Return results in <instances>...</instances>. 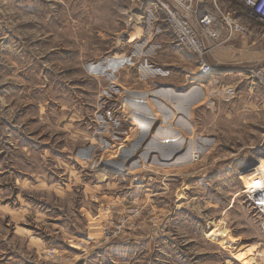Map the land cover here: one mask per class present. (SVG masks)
Here are the masks:
<instances>
[{
    "label": "rangeland",
    "instance_id": "obj_1",
    "mask_svg": "<svg viewBox=\"0 0 264 264\" xmlns=\"http://www.w3.org/2000/svg\"><path fill=\"white\" fill-rule=\"evenodd\" d=\"M224 38L203 73L146 0H0V264H264V37Z\"/></svg>",
    "mask_w": 264,
    "mask_h": 264
},
{
    "label": "built area",
    "instance_id": "obj_2",
    "mask_svg": "<svg viewBox=\"0 0 264 264\" xmlns=\"http://www.w3.org/2000/svg\"><path fill=\"white\" fill-rule=\"evenodd\" d=\"M159 10L173 32L179 45L199 60L203 73L211 70L206 62L208 43L225 37L246 34L249 26L242 21L245 16L250 22L264 24V0H146ZM234 2L240 9L232 8ZM252 75L260 82L259 71ZM259 161V159L257 160ZM244 180L243 194L251 206L264 216V166L251 167Z\"/></svg>",
    "mask_w": 264,
    "mask_h": 264
},
{
    "label": "crops",
    "instance_id": "obj_3",
    "mask_svg": "<svg viewBox=\"0 0 264 264\" xmlns=\"http://www.w3.org/2000/svg\"><path fill=\"white\" fill-rule=\"evenodd\" d=\"M202 2H207L208 0H199ZM228 5L232 8H238L239 12H241V9L234 3V2H228ZM242 21L249 26V29H252V31L262 32V36L264 37V26H259L254 22H250L245 16H242ZM248 29V30H249Z\"/></svg>",
    "mask_w": 264,
    "mask_h": 264
},
{
    "label": "bare ground",
    "instance_id": "obj_4",
    "mask_svg": "<svg viewBox=\"0 0 264 264\" xmlns=\"http://www.w3.org/2000/svg\"><path fill=\"white\" fill-rule=\"evenodd\" d=\"M263 166H264V156L259 158V161H257V164H255V167H257V168H261ZM248 175H249L248 173H246V174L243 173L241 178L246 179Z\"/></svg>",
    "mask_w": 264,
    "mask_h": 264
},
{
    "label": "water",
    "instance_id": "obj_5",
    "mask_svg": "<svg viewBox=\"0 0 264 264\" xmlns=\"http://www.w3.org/2000/svg\"><path fill=\"white\" fill-rule=\"evenodd\" d=\"M254 166H255V164H253V166H251V167H254ZM251 167H250V168H251ZM250 168H249V169H250Z\"/></svg>",
    "mask_w": 264,
    "mask_h": 264
}]
</instances>
